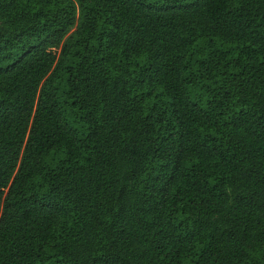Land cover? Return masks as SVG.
Returning <instances> with one entry per match:
<instances>
[{
    "label": "trees",
    "instance_id": "1",
    "mask_svg": "<svg viewBox=\"0 0 264 264\" xmlns=\"http://www.w3.org/2000/svg\"><path fill=\"white\" fill-rule=\"evenodd\" d=\"M0 264H264V0H0Z\"/></svg>",
    "mask_w": 264,
    "mask_h": 264
}]
</instances>
